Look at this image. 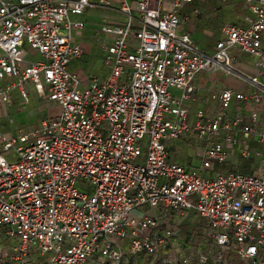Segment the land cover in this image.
Returning a JSON list of instances; mask_svg holds the SVG:
<instances>
[{
  "label": "built area",
  "instance_id": "built-area-1",
  "mask_svg": "<svg viewBox=\"0 0 264 264\" xmlns=\"http://www.w3.org/2000/svg\"><path fill=\"white\" fill-rule=\"evenodd\" d=\"M193 1L0 0V106L31 89L54 110L0 127V264H264V0L210 53L182 29ZM91 14L103 72L81 77ZM216 72L245 86L191 117ZM189 137L198 164L177 152Z\"/></svg>",
  "mask_w": 264,
  "mask_h": 264
},
{
  "label": "crops",
  "instance_id": "crops-1",
  "mask_svg": "<svg viewBox=\"0 0 264 264\" xmlns=\"http://www.w3.org/2000/svg\"><path fill=\"white\" fill-rule=\"evenodd\" d=\"M195 1L197 0H194L193 3L186 5L182 11V14H190L192 8L194 7H199L200 10H202V12L199 15V17L193 18L192 22L183 25L182 29L190 33L193 41L204 52L210 53L213 50V46L215 42L218 39H220L221 35L219 33V28L222 24L233 23L239 26H244L246 24L245 17L248 15V12L244 7V0H228V2L225 4L227 5L226 6L227 8H230L227 10V13L234 16L235 22L224 21L223 18H221L220 14L218 13V9H220V7L223 5L220 4L218 0H202L201 4L199 5L195 4L196 3ZM235 7H239L237 9L238 13H235L236 12ZM98 16L99 14L97 15L91 14L89 16L84 17V21H86L85 31L94 34L95 28L97 27V23H98L95 17ZM80 40L81 38H79L77 41L81 43ZM31 57L34 60L38 58V56L35 53H32ZM70 69L78 73L80 71L79 63L76 62L72 64L70 66ZM225 77L231 78L233 83L232 84L227 83V80L224 79ZM195 83L201 86L203 90L201 91L200 98L198 99V101H196L190 107L191 117H193L195 110L198 108L203 109L206 114H210L214 110L215 103L211 101V99H209V95L211 94L212 91L220 89L222 87H231L235 89H240L245 86L240 79L225 76L221 72H216L213 74H200L196 77ZM13 100H17L18 102L20 101L19 98H17L16 96L14 97ZM31 102L32 101L30 95V104ZM0 127L7 132H16L18 129H21V128H12L4 124H0ZM177 146H179V148L180 147L182 148V149L180 148L181 152H183L184 149L187 148V144H182ZM176 158L180 159V156L178 155L176 156ZM171 159H174V157L171 156ZM181 160L184 161L182 157ZM184 162L187 163V161ZM245 165L246 162L245 163H243V161L240 162V167H241L240 171H246L244 170Z\"/></svg>",
  "mask_w": 264,
  "mask_h": 264
},
{
  "label": "rangeland",
  "instance_id": "rangeland-1",
  "mask_svg": "<svg viewBox=\"0 0 264 264\" xmlns=\"http://www.w3.org/2000/svg\"><path fill=\"white\" fill-rule=\"evenodd\" d=\"M195 2V4L199 5L201 4L202 0H197ZM226 6L227 5L221 6L220 9H218V13L224 21L235 22L234 16L227 13V10L230 8H227ZM238 8L239 7H235V13H238ZM84 17H86V15ZM95 18L98 22L99 16ZM84 31L83 38H81L80 40V44H82L85 53L83 57L78 60L80 67V71L78 72V74L81 77H84L87 73L95 75L102 74L103 68L101 66V59L103 57V49L100 45L95 42V35L93 33H88L87 31ZM25 48L28 50L29 54L32 55L33 51H31L28 47ZM224 79L227 80V83L229 84L233 83L231 78L225 77ZM174 92L175 94H179L178 91ZM30 94L32 102L31 104H29L28 107H23L17 100H13V103L11 105H1L0 124L8 125L12 128H21L27 131H32L34 127L39 124L42 117H48L49 115H52L54 113L53 104L51 102H46L44 98L37 97L34 91L31 89ZM9 118L13 120L11 124L8 123ZM183 144H192V146L191 148L184 149L183 152H181L178 148L177 152L181 154V157L184 161H187V163L198 164L200 161V155L195 153L194 147L197 146L194 143L193 137H189L187 140L183 141ZM187 153H189L190 156L187 155ZM243 163H245V161H243ZM214 165L216 168H221L224 166V164L217 163H215ZM79 187L90 188L83 183H79Z\"/></svg>",
  "mask_w": 264,
  "mask_h": 264
},
{
  "label": "trees",
  "instance_id": "trees-1",
  "mask_svg": "<svg viewBox=\"0 0 264 264\" xmlns=\"http://www.w3.org/2000/svg\"><path fill=\"white\" fill-rule=\"evenodd\" d=\"M201 12H202V10H201ZM222 168H223L224 170H233V168H232L231 166H229V165H224ZM189 228H190V225H187V226H184V227H183V230L186 231V230H188Z\"/></svg>",
  "mask_w": 264,
  "mask_h": 264
}]
</instances>
